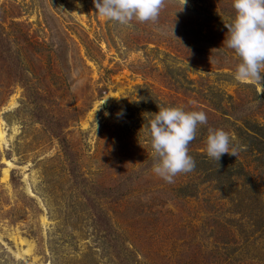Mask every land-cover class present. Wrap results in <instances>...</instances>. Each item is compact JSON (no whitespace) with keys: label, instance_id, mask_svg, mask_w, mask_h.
Returning a JSON list of instances; mask_svg holds the SVG:
<instances>
[{"label":"rangeland","instance_id":"obj_1","mask_svg":"<svg viewBox=\"0 0 264 264\" xmlns=\"http://www.w3.org/2000/svg\"><path fill=\"white\" fill-rule=\"evenodd\" d=\"M235 15L166 0L122 26L93 0H0V264H264V88L235 79ZM157 105L207 115L172 183ZM209 128L237 157L207 155Z\"/></svg>","mask_w":264,"mask_h":264},{"label":"clouds","instance_id":"obj_2","mask_svg":"<svg viewBox=\"0 0 264 264\" xmlns=\"http://www.w3.org/2000/svg\"><path fill=\"white\" fill-rule=\"evenodd\" d=\"M165 3L166 0H93L100 16L122 26H131L133 20L155 22ZM185 4L186 0H182V8ZM233 8L236 15L232 22L225 24L228 33L224 44L241 60L235 79L264 88V0H233ZM158 108V113L151 114L153 118L148 129L155 153L152 171L172 183L178 174L195 168L189 145L196 138L198 126L207 123V115L203 111H185L181 107ZM230 142L229 133L209 128L207 155L217 163L224 154L237 157V149L230 148Z\"/></svg>","mask_w":264,"mask_h":264},{"label":"bare ground","instance_id":"obj_3","mask_svg":"<svg viewBox=\"0 0 264 264\" xmlns=\"http://www.w3.org/2000/svg\"><path fill=\"white\" fill-rule=\"evenodd\" d=\"M16 104V102H13L12 103V105H15ZM5 132H4V130H3V128H2V126L0 125V144H2L3 143V141H4V139H5ZM9 164H10V162H9ZM10 166H11V164H10ZM8 170L9 169H6V170H4V172H3V180L4 181H7L8 180Z\"/></svg>","mask_w":264,"mask_h":264}]
</instances>
